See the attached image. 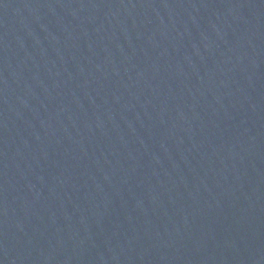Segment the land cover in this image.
Instances as JSON below:
<instances>
[{
  "label": "water",
  "instance_id": "1",
  "mask_svg": "<svg viewBox=\"0 0 264 264\" xmlns=\"http://www.w3.org/2000/svg\"><path fill=\"white\" fill-rule=\"evenodd\" d=\"M0 264H264V0H0Z\"/></svg>",
  "mask_w": 264,
  "mask_h": 264
}]
</instances>
